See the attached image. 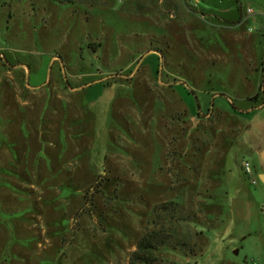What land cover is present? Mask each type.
<instances>
[{
    "label": "rangeland",
    "instance_id": "1",
    "mask_svg": "<svg viewBox=\"0 0 264 264\" xmlns=\"http://www.w3.org/2000/svg\"><path fill=\"white\" fill-rule=\"evenodd\" d=\"M260 174L264 0H0V264H264Z\"/></svg>",
    "mask_w": 264,
    "mask_h": 264
},
{
    "label": "trees",
    "instance_id": "2",
    "mask_svg": "<svg viewBox=\"0 0 264 264\" xmlns=\"http://www.w3.org/2000/svg\"><path fill=\"white\" fill-rule=\"evenodd\" d=\"M59 3H69L72 0H55ZM100 182L95 181L98 187ZM167 242V235L161 230H152L144 233L137 241L135 249L131 252L128 264H153L156 260L155 252Z\"/></svg>",
    "mask_w": 264,
    "mask_h": 264
},
{
    "label": "built area",
    "instance_id": "3",
    "mask_svg": "<svg viewBox=\"0 0 264 264\" xmlns=\"http://www.w3.org/2000/svg\"><path fill=\"white\" fill-rule=\"evenodd\" d=\"M243 166H244V170H245L246 172H250V168H249L247 162H244Z\"/></svg>",
    "mask_w": 264,
    "mask_h": 264
},
{
    "label": "water",
    "instance_id": "4",
    "mask_svg": "<svg viewBox=\"0 0 264 264\" xmlns=\"http://www.w3.org/2000/svg\"><path fill=\"white\" fill-rule=\"evenodd\" d=\"M259 178H260V180L264 183V174H260V175H259ZM234 252L236 253L237 250H234Z\"/></svg>",
    "mask_w": 264,
    "mask_h": 264
}]
</instances>
